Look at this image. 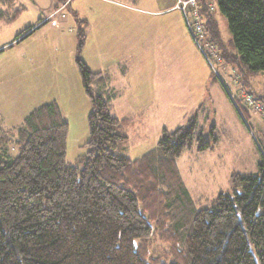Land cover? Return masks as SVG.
<instances>
[{"label": "trees", "instance_id": "obj_1", "mask_svg": "<svg viewBox=\"0 0 264 264\" xmlns=\"http://www.w3.org/2000/svg\"><path fill=\"white\" fill-rule=\"evenodd\" d=\"M208 2L200 0L205 37L220 58L237 57L249 76L263 72L264 0H214L213 11ZM217 16L227 19L236 54L227 51ZM76 34L75 62L90 101L87 151L66 162L69 126L55 102L15 129L0 128V264H264V127L258 171L232 172L229 190L196 209L177 161L194 144L198 152L213 148L217 137L210 132L209 141L190 119L162 129L152 150L129 159L133 122L111 114L110 78L80 60L84 36ZM252 95L264 104V90ZM236 105L244 116L247 108ZM13 138L16 155L7 152Z\"/></svg>", "mask_w": 264, "mask_h": 264}, {"label": "rangeland", "instance_id": "obj_2", "mask_svg": "<svg viewBox=\"0 0 264 264\" xmlns=\"http://www.w3.org/2000/svg\"><path fill=\"white\" fill-rule=\"evenodd\" d=\"M89 1L91 10L88 0L55 1L60 11L55 16L60 21L57 27L40 10L46 0H15L11 6L0 2V114L8 127H19L22 114L56 100L69 126L66 162L73 165L86 153L90 101L75 62L80 29L84 36L80 60L87 66L88 61L101 64L107 73L103 75L110 78L111 114L126 115L132 122L143 115V126L128 132V158L135 160L152 150L162 129L172 131L193 119L209 141L210 132L217 137L218 147L203 153L194 144L182 155L177 166L188 183L199 182L196 167L214 166L211 174L204 170L200 180L204 176L220 189L227 186L229 173H256L262 159L257 138L264 120L245 105L239 90L260 94L264 71L249 76L237 57L232 64L216 58L199 38L202 52L175 0ZM219 19L227 51L236 54L227 19ZM91 38L104 42L93 44ZM236 102L247 108L244 116ZM14 141L7 146L11 155L17 153ZM198 192H191L196 209L207 207L212 199L200 198Z\"/></svg>", "mask_w": 264, "mask_h": 264}, {"label": "crops", "instance_id": "obj_3", "mask_svg": "<svg viewBox=\"0 0 264 264\" xmlns=\"http://www.w3.org/2000/svg\"><path fill=\"white\" fill-rule=\"evenodd\" d=\"M169 3H171L170 1H169ZM113 4V3H112ZM113 5H115V4H113ZM43 6H45V8H43V9H40V10H44L43 11V13L42 14H47V17L45 18V19H47V18H49V20L48 21H50V24H51V26H53V27H57L58 25H59V23H60V21L55 17L56 15H57V13H59L60 11H58L59 10V8H57V5L55 4V1L54 0H46V5H43ZM91 6H93V3L92 2H90L89 0H88V9L91 7ZM170 8L169 9H171L172 8V6L171 5H168ZM40 8V7H39ZM89 10H91V9H89ZM91 16V15H90ZM220 18V16H217V19H218V21L220 20L219 19ZM45 19H43L42 21H44ZM91 20V19H90ZM41 21V22H42ZM47 21V22H48ZM88 28H92V23H89V18H88ZM223 40H224V43H225V39L223 38ZM91 42L93 43V44H100V43H103L104 41H103V39L102 38H91ZM4 46V45H3ZM88 67L93 71V72H97V73H101V74H107V73H104L105 72V68H103L102 67V65L101 64H98V63H91L90 61H88ZM123 77H125V75H123ZM110 87V81H109V85H108V88ZM109 89H111V87L109 88ZM248 92V91H247ZM249 93H251V92H249ZM251 94H253V93H251ZM114 97V96H113ZM114 100V98L112 99V101ZM52 102H55L58 106H59V108H60V110H61V107H60V105H59V103L56 101V100H52ZM111 111L113 112V106H111ZM31 112V111H30ZM29 112V113H30ZM29 113H24V114H22L21 116H20V120H24V118L29 114ZM113 115V114H112ZM63 116H64V114H63ZM114 116V115H113ZM142 116L143 115H139L135 120H133V125H132V130L131 131H133V130H135L136 128H137V126H140V127H142L143 126V122H142ZM114 117H116V118H118V119H123V118H128V117H126V115H122V116H119V115H116V116H114ZM64 119H65V116H64ZM67 121V120H66ZM68 122V121H67ZM150 122V120H148V123ZM9 123L8 122H6V120L3 118V115L2 114H0V128H2V129H5V130H9L10 129V127H8L9 125H8ZM130 132V131H129ZM158 138V137H157ZM156 140H158V139H156ZM158 141H156V143H157ZM155 143V144H156ZM154 144V145H155ZM217 145V144H216ZM214 146V148L215 149H217V147L218 146ZM129 147V146H128ZM128 149L129 148H127V151H128ZM151 150V149H150ZM149 150V151H150ZM126 151V152H127ZM149 151H146L145 153H142V155L140 154V156H139V158L140 157H142L144 154H146L147 152H149ZM211 151H213L212 149H209V150H207V151H204L203 153H210ZM183 155H185V154H183ZM127 156V155H126ZM128 157V156H127ZM182 157V156H181ZM180 157V158H181ZM179 158V159H180ZM130 159V158H129ZM138 159V158H137ZM178 159V160H179ZM178 162V161H177ZM177 165H178V163H177ZM208 165L209 164H207V166L206 167H208ZM178 167V166H177ZM185 168V167H184ZM213 168H214V166H213ZM212 168V166L211 167H209V168H205V167H196L195 168V174L194 175H198V179H199V182H197V184H196V186H201V187H204V191H202V192H204V193H206V194H203L202 192H201V188H195L196 186H194L190 181H193V179L192 180H190L189 181V183H188V177H187V175H186V173H181V171L179 170V173H180V176H181V178H182V181H183V183H184V185H185V187H186V190H187V192H188V194H189V196L191 197V192L193 191V192H195V191H200V192H198L199 193V196H200V198H203V197H205L204 199H206L207 200V198H210V199H213L214 197H216L219 193H221V192H225V191H228L229 190V176H230V174L231 173H229V175L226 177V181H227V186L224 188V189H220V188H218V187H216V186H213L212 185V183H210V182H207L206 181V178L203 176V180H200V178L202 177V173H204L203 171L205 170V173L204 174H206V173H208L209 172V174H211L212 172H211V170L213 169ZM190 171H193V170H189V172ZM203 174V175H204Z\"/></svg>", "mask_w": 264, "mask_h": 264}, {"label": "built area", "instance_id": "obj_4", "mask_svg": "<svg viewBox=\"0 0 264 264\" xmlns=\"http://www.w3.org/2000/svg\"><path fill=\"white\" fill-rule=\"evenodd\" d=\"M176 1V7L180 9L185 16L187 20V24L189 27V31L191 36L193 37V40L197 43V45L200 47V49L203 52L202 47L200 46L198 39H202L204 42L205 47L209 50V54L218 58L219 50L217 46L207 41L205 37V24L202 19V15L200 13L201 10V3L200 0H175ZM207 6L210 11L214 10L215 3L214 0H209L207 3ZM191 19L189 21L188 19ZM239 93L241 94V98L243 99L245 105H247L252 111L260 113L263 116L264 120V104L256 101L253 97V95L244 88L239 90Z\"/></svg>", "mask_w": 264, "mask_h": 264}]
</instances>
